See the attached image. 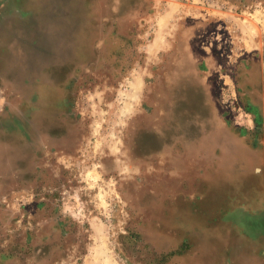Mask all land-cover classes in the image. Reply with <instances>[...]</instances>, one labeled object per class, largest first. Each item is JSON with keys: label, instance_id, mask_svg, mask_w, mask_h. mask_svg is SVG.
Here are the masks:
<instances>
[{"label": "rangeland", "instance_id": "rangeland-1", "mask_svg": "<svg viewBox=\"0 0 264 264\" xmlns=\"http://www.w3.org/2000/svg\"><path fill=\"white\" fill-rule=\"evenodd\" d=\"M187 1L0 0V264H264V0Z\"/></svg>", "mask_w": 264, "mask_h": 264}, {"label": "crops", "instance_id": "crops-1", "mask_svg": "<svg viewBox=\"0 0 264 264\" xmlns=\"http://www.w3.org/2000/svg\"><path fill=\"white\" fill-rule=\"evenodd\" d=\"M214 11H216L214 12L215 16L222 17L225 20L223 23L226 25L227 30L231 32L233 37L230 40H233L234 44L246 46L253 50L264 46V10L252 15H245L243 12L237 13L231 9L228 11ZM191 12L187 0H166V8L154 17L151 41L144 45L147 60L150 61L160 51V46L164 43L175 16H186ZM140 73H137L136 76L143 75V73Z\"/></svg>", "mask_w": 264, "mask_h": 264}]
</instances>
